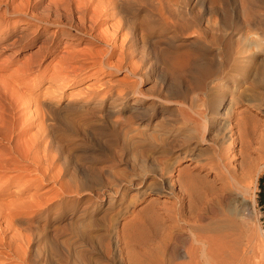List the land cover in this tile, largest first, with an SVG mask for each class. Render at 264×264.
<instances>
[{"label":"rangeland","instance_id":"rangeland-1","mask_svg":"<svg viewBox=\"0 0 264 264\" xmlns=\"http://www.w3.org/2000/svg\"><path fill=\"white\" fill-rule=\"evenodd\" d=\"M39 1L0 0V108L3 106L10 117L16 112L14 102L17 100L18 114L31 115L35 122L29 128L30 134L36 131L37 124L44 126V123H49L51 128L49 129L50 132L52 131L51 135L56 144L53 151L55 164L49 177L40 179L36 178L30 162L22 160L20 164L26 171L23 179L13 177L12 184H9L2 193L6 196H2L4 199L0 200L18 205L27 202L28 198H35L30 195L33 192H36L35 196L40 201L38 206L57 200V203L39 217L34 227L37 240L34 241L35 244L32 241L31 243L36 247L35 264H162L161 251H159L162 250V240L158 238L161 232L148 227L141 216V210L149 203L151 196L157 198L153 204L157 211H162L164 206L169 204V200L165 199L163 193L162 195L142 193L140 181L144 177L148 180L152 179L156 173L154 171L157 170L156 159L161 156L167 157L171 155L169 152L178 148L171 151L166 148L162 139L171 134L180 133L193 138L190 139L189 145L195 146L196 139L190 136L196 133L190 126H183L178 122L176 118L179 116L174 118L173 112L171 114L158 112L156 116H150V118H139L136 115L138 111L134 110V107L145 108L148 105L132 103L130 98L126 100L122 108L123 113L127 114V118L129 117V122L121 123L119 119L117 122L115 114L120 106L116 108L113 103H110V97L124 90L125 72L102 67V69L82 70V64L86 61L84 58L79 59L78 62L67 61L66 65L59 63L63 67L56 66L59 68L56 71L63 68L61 73L66 74L65 78L59 82L62 88L56 90L55 85L47 79L52 72H55L54 65L57 63V57L62 53L89 48L91 52L95 51V59H101L106 52L111 51L106 43L110 34H116L118 37L115 47L112 48L115 53L110 57V61L118 62L121 58L120 52L130 49L127 46L129 42L128 38L122 35L123 20L118 25L117 19L113 17H102L101 22L95 27L93 34H98L100 41L90 39L88 36H81L79 40H67L69 37H64L62 32L54 31V25L40 27L28 15H25L26 13L34 15L49 13L48 16L51 19L60 18L63 23L68 22V19L64 17L61 19L58 13H54L53 7L48 8L49 5L56 6L52 0ZM128 4L130 9L126 14L129 24L137 30V41L135 40L134 44H137L139 51L145 54L144 60H147V70H142V82L138 85L143 88V91L150 89L147 93L153 94L156 91V93L161 91L164 93L166 86L173 82L171 80H174L175 76L178 79L176 78L174 82L178 81L176 83H181L182 86L188 85L192 90H196L194 77L197 69L194 71V68L206 67V65L210 67L212 66L210 64L218 65L221 62L219 64L223 66L221 72L211 84L210 97L207 96L210 99L204 96L202 90L193 91V95L196 93V97L198 96L195 97L197 100H194V104L199 105L198 108L204 109L208 100L224 98L226 105L215 111L225 112L233 101L230 93L242 87H247L249 91L246 90L239 104L250 106L256 101L264 104V0H128ZM56 7L64 9L62 11L68 10V6ZM76 16L78 15L73 13V17L76 18ZM98 19L100 21V18ZM178 22L188 23L189 30L186 29L185 34L177 31ZM72 23L76 24V21ZM90 24L87 21L84 26L88 29ZM195 25L205 29L206 40L197 35ZM216 27L226 28L227 31L222 35L220 30L215 29ZM70 32L78 35L73 30ZM51 38L54 39L53 51L45 53V57H42L43 51L40 50L39 44L43 39L49 44ZM31 39L35 41L32 43ZM67 42L69 45L66 44ZM135 54L132 55V63L142 65L143 63ZM29 55H31L30 59ZM175 56L179 60L182 59L186 67L181 65L184 72L181 71V73L180 66L177 64L176 70L172 71V77H170L164 59L172 57L176 61L178 58L176 59ZM169 82L171 83L168 84ZM87 84L90 85L91 93L86 92ZM252 95L258 99L251 101ZM99 98H102L101 106H94V100ZM189 98L187 97L186 104L190 102ZM68 101L69 106L65 107ZM84 101H86L85 104H83ZM49 102L53 103L52 107L48 105ZM82 104L83 107H78ZM184 109L188 110L185 107ZM251 112L260 114V120L264 123L263 111L252 108ZM214 113L210 121H213ZM43 114H50L51 117ZM214 131L215 124H212L209 126L207 137L213 135ZM2 133L5 134L4 131H0V141L2 140L3 145L7 146L8 142L1 138ZM59 150L65 157V168L56 157ZM191 153L193 156L197 153L196 158L202 156L195 147ZM91 156H94L95 160H91ZM258 161L264 162V157L262 156ZM184 163L175 166L181 167ZM239 163L240 159L233 160L237 169ZM64 170L75 178L79 191L66 196V199H61L56 184ZM15 172L8 171L6 174L12 176ZM93 176L106 184V189L101 191L99 196L96 194L89 199L87 198L89 191L82 186V181ZM256 182V189L254 188L253 192L242 193L238 199L242 201L244 207H248L250 194L255 198L256 214L254 217L247 215L243 225L246 237L248 236L244 246L246 248L244 254L248 255L245 264H264V258L262 259L259 255L261 248L258 247L261 238H264V167ZM89 183L92 188H96L98 182L91 183L89 180ZM51 197L52 200L47 199ZM11 208V210H19L13 205ZM115 211L118 214L109 220L108 216ZM4 219V216L0 217V227L3 228L6 236L12 237L11 251L17 248L21 251L25 242L31 239L30 231L21 229L22 226L18 222H11L9 226H6ZM206 224V222L201 223V225ZM177 243L181 245L180 247L185 246L182 242ZM186 243L188 245L189 240ZM156 251L160 253H158L160 256ZM4 252L8 251L0 247V264H9L12 259L6 257ZM157 258L158 261H156ZM182 260L187 259L185 257L175 259L176 262Z\"/></svg>","mask_w":264,"mask_h":264},{"label":"bare ground","instance_id":"bare-ground-1","mask_svg":"<svg viewBox=\"0 0 264 264\" xmlns=\"http://www.w3.org/2000/svg\"><path fill=\"white\" fill-rule=\"evenodd\" d=\"M66 1H68V3ZM69 1L71 3H69ZM52 2L55 3L56 6H68V10L65 11H62L64 9L61 10L59 7L53 5L48 6V8L53 7V12L58 13L57 15L61 16V19L62 17L68 19L67 23H63L60 18L51 19L48 16V12L47 15H34L28 13L25 15H28L40 27L43 26L46 28L49 25H54V31L59 33L62 32L64 37H69L67 40H79L81 39V36H88L90 39L100 41V36L93 33L94 29H96L95 27L99 24V22H101L102 17H113L114 19H117L118 25L121 20H123L121 27V31H123L122 35H124L125 38H128L129 45L127 46L128 49L130 48L132 50L130 51L129 49L127 51L123 50L120 52L119 55L121 58H119V60L121 61H110V57L115 53H113L112 48L115 47L116 38L118 37L116 34H110L111 36L109 40L106 41V43L111 48L109 49L111 51L106 52L104 56L101 54L103 56L101 59H95V51L91 52V49L89 50V48L87 50L84 49L86 47H84V50L82 51L72 50L70 52L67 51L62 53L61 56L57 57V63L54 65L55 72H52L47 79L55 85L56 90L62 88V85L59 82L65 78L64 75L66 76V74L63 75V73H61L63 68L56 71L58 68H56V66L60 65L59 63L65 64L67 61L78 62L79 59L84 58L87 62L85 61V64H82V70L87 68L100 69L102 67L118 72H125L123 77V84L125 87L124 90L117 95L110 97V103H113L116 108L117 106H120L117 109V113L114 111L116 113L115 116L117 117V122L119 119L121 123H127L129 117L127 118V114L123 113L122 108L124 107L126 100L130 98L132 99V103H146L148 105L145 108L143 106V108L141 106L138 108L134 107V110L138 111L136 115L139 118H150V116H156V113L158 112H170V114L173 112L174 118L179 116L176 118L178 119V122L183 124V126H190L191 129L196 133L195 135L192 134V136H190L196 139V144H194L195 146L189 145L190 139L192 140L193 138H189L188 136H184L180 133L173 135L171 134L167 138L161 137L165 138L162 139V141L164 142L166 148L170 149L171 151L176 147L178 148L173 150V152H169L171 155L167 157L161 156L156 159L157 170L154 171V173H156L153 178L151 177L152 179L148 180L147 177H144L140 181V183H142V193H154L157 195H162L163 193V195L166 197L165 199L169 200V204H166L162 211H157L153 206V204L156 202L155 199L157 198L155 196H151L149 203L144 205L141 210V216L145 219V223L148 225V227H151L152 229L155 228L154 231L156 230V232H158V230L161 232V235L159 234L160 232L158 233L160 235L158 238H161L162 240V245L159 244L162 246V250H159L161 251V254L158 252L162 256V259L160 260L161 263L245 264L248 255H246V257L244 254L246 249L244 246L248 236L246 237V230L244 231L243 225H245L244 220L246 219L247 215H253L252 217H254L256 214L255 198L253 197L254 195L250 194L248 207H244L242 201L238 199L242 193L253 192L254 188L256 187L258 176L264 167V162L258 161V159H261L262 156L264 157V123L260 120V114L257 115L256 112H251L252 108H255L256 110L260 112L263 111L262 113H264V104L261 101L260 103L259 101L257 102L256 100L258 98L255 95L250 96L252 97L250 99H252L251 101H256V103H253L250 106H243L239 104V101H242L241 97L246 93V90L249 91L247 87H242V89L238 88L236 92L230 93L233 101H231V105L227 111H215L226 105L224 98L221 100H219V98L217 100H208L207 104H204V109H200L198 108L199 105L197 106V104H194V100H197L195 99L196 93L193 95V91L195 89L192 90L188 85L182 86L181 83H176L178 81L174 82L177 78L175 75V78L173 77L174 80H171L173 82H169L168 84H171L166 86L167 93H162V91V94L156 93L157 91L153 92V94L147 93L150 89H146L145 87L144 89H146V91H143V88L141 87V89L140 86H138L142 82V70L147 68V60H144L145 54L139 51L138 46H136L137 44H134L135 40L137 39V30H135V27L130 26L128 21L129 18L126 14L128 9H130L128 6V0H52ZM73 13L77 14L78 16H76V18L73 17ZM98 18H100V21ZM167 18L169 20V17ZM74 21H76V24L72 23ZM87 21L91 23L88 29L87 26H84ZM170 22L173 23L172 21ZM188 23L185 22L179 23L178 25L176 24L177 31L181 34L184 33L189 27L187 26ZM196 27L197 28L195 32L197 35L206 40L207 33L205 29H201L199 26ZM215 29L218 31L220 30L222 35L227 31L226 28L216 27ZM71 30L75 31V33L78 35L72 34L70 32ZM35 39H31V42H34ZM46 41L47 40L43 39L39 44L40 50L43 51L42 57H45V53L53 51L54 39L51 38L49 44H47ZM66 44L69 45V42ZM134 53H136L135 55L139 57V60L143 63L142 65L138 63H132L131 58ZM30 58L31 55H29V59ZM175 58L177 59L178 57L175 56ZM182 58H184L183 53ZM89 60L91 61L89 62ZM164 60L166 61L165 64L167 63V71L169 70L168 72L170 75L172 71H174L175 67H177V64L180 66V69L183 65L186 67V65L182 63L184 61H181L182 59L179 60V58L176 61L173 60L172 57ZM82 62L84 63V61ZM220 63H218V65L210 64L212 65L210 67L206 65V67L208 66L207 68H194V71L197 69V71H195L197 76L195 75L194 77V80L196 79L194 83L195 87L197 88L196 90H202L204 96H206L207 99H210L209 95L211 92L209 93V91L212 86L211 84L215 80V77L218 75V73L221 72L223 67L221 66L222 64L219 65ZM22 67L24 68L25 66L23 65ZM181 71L182 69L180 72ZM177 74L180 76L178 72ZM75 75L77 76V74ZM170 77H172V75ZM89 84H87L86 88L87 93H91ZM162 86H160V88ZM158 91L160 92V90ZM187 97H190V102H187L188 104H186ZM16 102L17 100L14 102V109L16 112L10 117L7 115L6 109H4L3 106L0 108V131H4L5 133H2L3 135L1 138L8 142V145L5 146L3 145L2 140L0 141V199H4L2 198V193L9 184H12L13 177L16 176L20 179H23V175L26 173V171L24 170L25 168L23 169L22 164H20L22 160L30 162L32 170H34L33 172L36 173V178L40 179L48 178L55 164L53 151L56 144H54V137L51 135L52 131L50 132L51 128L48 125L49 123H44V126L40 123L39 125L37 124L36 131L30 134L29 128L35 122L31 115L26 116L24 113L18 114V104ZM85 103L86 101L83 102V104ZM101 103L102 98H99L98 100H94L93 105L99 106ZM45 104L42 105L45 106ZM52 104L50 102L48 103V105L51 107ZM83 104L78 107H83ZM64 106H69V101ZM53 107H55V105ZM184 107L188 110L184 109ZM213 113L215 117L213 121H210L211 115ZM44 116L41 117L43 118ZM48 116L49 118L51 117L50 114ZM106 116L108 117L109 115ZM44 119H46V117ZM211 123L215 124V131L213 135L207 137L209 134V126L212 125ZM199 144L205 146L199 147L197 146ZM193 147H195V149L198 150V153L203 156H201L202 158H196L195 156H197V153L195 156L192 155L191 150ZM56 157L65 168L66 161L62 151H57ZM235 158L240 159L239 166L237 164L239 171L236 168V165L233 164V160ZM90 159L95 160V157L91 156ZM185 161L188 162L186 163ZM182 163H184V165L181 167L175 166L181 165ZM8 171L16 172L12 176H9L6 174ZM95 178L96 176H93L82 181V186L89 191V194L87 195V198L89 199L96 194L100 195V192L106 189V184H104L100 179L96 180ZM89 180L91 183L94 181L98 182L97 187L92 188ZM56 185L61 199H66V196L73 193H78L79 191L75 178H73V176L66 170L60 174V180ZM35 194L36 192H33V194L30 195L36 198ZM35 198H28L27 202L20 203L18 205H14L10 202L5 203L4 201L2 202L0 200V217L4 216V222L6 223V226H9L11 222H18L22 226L21 229L28 230L31 233V239H28V242H25L21 251L19 250L20 248H15L16 250L11 251L12 237L6 236L3 228L0 227V247H3L8 251L4 253L7 255L6 257L12 259L9 264H35L36 262V247L34 246V241L37 240V238L34 234V227L36 226V222L38 221L39 217L42 214H45L51 208V206L54 205V203H57V200L52 202L49 200L50 202H47L48 204L38 206L40 205V201L39 199ZM84 198H86V196H84ZM47 199L52 200V197ZM165 199H163V201ZM11 205H13L15 208H19V210H11ZM117 214L118 212L115 211L113 214L108 216V219H113V217H115ZM204 222L207 224L201 225V223ZM257 230L259 231L258 228ZM258 233L261 235L260 231ZM188 240L190 243L186 245ZM31 241L34 244L31 243ZM177 242H182L185 246L180 247L181 245H178ZM258 247L261 249H259L260 251H257H259V255L263 259L264 238H261V242L258 244ZM180 257H185L187 260L176 262L175 259ZM158 260L159 259L157 258L156 261Z\"/></svg>","mask_w":264,"mask_h":264}]
</instances>
